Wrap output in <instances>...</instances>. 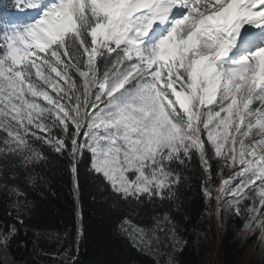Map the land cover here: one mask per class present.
<instances>
[{"label":"snow or ice","instance_id":"obj_1","mask_svg":"<svg viewBox=\"0 0 264 264\" xmlns=\"http://www.w3.org/2000/svg\"><path fill=\"white\" fill-rule=\"evenodd\" d=\"M49 171L77 245L87 185L154 264H180L186 190L264 248V0H0V251ZM33 232L39 264H79L72 228Z\"/></svg>","mask_w":264,"mask_h":264},{"label":"trees","instance_id":"obj_2","mask_svg":"<svg viewBox=\"0 0 264 264\" xmlns=\"http://www.w3.org/2000/svg\"><path fill=\"white\" fill-rule=\"evenodd\" d=\"M45 179L47 183H42L39 188L27 189L28 198L35 201L39 209L30 227L27 230L21 228L10 254L0 251V264H39L44 258L38 257L33 250V229L39 227L63 233L65 226L73 229L70 234L74 239L72 253L75 255L78 247L79 264H154L151 257L135 252L116 232L115 212L102 200L93 203L87 185L83 192L85 232L77 245L74 227L76 205L70 175L49 171L45 173ZM186 195L191 223L186 225L185 239L188 243L178 255L180 264H242L247 259L249 245L255 242L256 237L244 240L238 219H226L220 225L214 215L206 213L205 202L199 192L186 190ZM211 211H215L212 204ZM0 220L7 221L8 218L0 214ZM250 264H264V254H257Z\"/></svg>","mask_w":264,"mask_h":264},{"label":"rangeland","instance_id":"obj_3","mask_svg":"<svg viewBox=\"0 0 264 264\" xmlns=\"http://www.w3.org/2000/svg\"><path fill=\"white\" fill-rule=\"evenodd\" d=\"M212 205H214V207H215V202L214 201L212 202ZM243 239L246 240V238H244V237H243ZM73 243H74L73 236L70 235V238L64 244V248H70L71 252H73L74 251L73 250ZM258 243L259 242L256 239L253 244L249 245L248 251H247V259L242 264H250V262L255 259V257H256L257 254H260V255L263 256V254H264V248H261L260 246L257 247V244ZM254 252H255V255H254Z\"/></svg>","mask_w":264,"mask_h":264}]
</instances>
